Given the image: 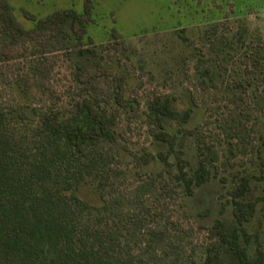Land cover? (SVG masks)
Segmentation results:
<instances>
[{
    "label": "trees",
    "instance_id": "1",
    "mask_svg": "<svg viewBox=\"0 0 264 264\" xmlns=\"http://www.w3.org/2000/svg\"><path fill=\"white\" fill-rule=\"evenodd\" d=\"M89 7L85 2L82 11L59 9L37 19L26 12L35 19L28 27L17 22L8 0H0V264H264V243L252 254L246 245L245 222L264 200L252 198L250 175L235 174L228 185L232 217L212 221L199 257L195 230L174 218L170 198L179 188L193 195L226 168L216 164L218 152L196 129L194 162L185 159L182 141L169 128L189 120L200 100L196 88L183 104L169 93L146 103L158 151L140 156L145 163L162 159L179 188L171 192L151 175L130 184L119 179L127 146L117 123L138 101L124 96L122 79L109 77L98 47L85 40ZM59 60L70 68L68 88L58 86ZM238 63L237 100L258 106L264 102V54L254 60L255 69L244 57ZM223 64L201 68L196 83L203 91ZM255 119L247 126L237 113L221 112L214 126L230 154L245 150L250 135V155L264 180V126ZM82 187L99 202L81 195Z\"/></svg>",
    "mask_w": 264,
    "mask_h": 264
},
{
    "label": "rangeland",
    "instance_id": "2",
    "mask_svg": "<svg viewBox=\"0 0 264 264\" xmlns=\"http://www.w3.org/2000/svg\"><path fill=\"white\" fill-rule=\"evenodd\" d=\"M8 1L17 22L28 27L33 26L35 19L55 10L71 8L79 12L85 2L90 6L91 20L87 24L85 40L98 47L102 55L100 61L109 77L122 79L124 96H134L138 101L137 104L134 102L136 110H123L117 123L127 146L118 165L122 171L119 179L125 184L140 176L151 175L167 183L171 192L179 188L172 177L173 171H169L170 166L162 159L156 156L145 163L140 156L157 155L158 151L146 125V103L152 95L169 93L183 104L190 91L197 89L199 104L189 120L180 126L171 123L169 128L182 141L185 159L194 162V144H190L196 142L192 132L196 129L218 152L216 164L226 167L221 174L197 187L193 195H184L179 188L177 197L170 198L171 206L176 208L174 218L181 219L184 226L190 225L195 230L193 246L197 256L202 254L208 239L207 228L212 221L232 217L227 202L230 183L236 182L239 175L248 174L252 198L264 195V180L259 177L257 165L250 155V135L244 138L248 142L244 152L238 150L230 154L226 151L227 143L214 126L217 115L232 111L241 116L247 126L254 125L256 116L264 126V102L255 106L253 101L237 100L239 87L235 86L237 81L233 79H237L235 70L242 57L246 58L249 68L255 69L254 60L264 54V0ZM26 12L33 14L35 19L26 18ZM249 44L251 49L246 54ZM59 61L58 86L68 88L70 68ZM218 62L225 63L226 67L220 68L211 88L203 91L196 83L201 68ZM189 146L192 148L187 149ZM169 160L174 161L172 157ZM80 193L90 202H99L97 194L90 188L82 187ZM203 208L207 209L205 213ZM245 228L249 238L246 245L252 254L257 243H264L262 198L257 200L253 216L245 222Z\"/></svg>",
    "mask_w": 264,
    "mask_h": 264
}]
</instances>
